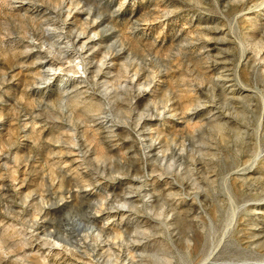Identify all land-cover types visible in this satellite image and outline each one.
Masks as SVG:
<instances>
[{"label":"rangeland","instance_id":"374dc122","mask_svg":"<svg viewBox=\"0 0 264 264\" xmlns=\"http://www.w3.org/2000/svg\"><path fill=\"white\" fill-rule=\"evenodd\" d=\"M0 264H264V0H0Z\"/></svg>","mask_w":264,"mask_h":264},{"label":"bare ground","instance_id":"6f19581e","mask_svg":"<svg viewBox=\"0 0 264 264\" xmlns=\"http://www.w3.org/2000/svg\"><path fill=\"white\" fill-rule=\"evenodd\" d=\"M89 46V45H88ZM233 76V75H232ZM224 77V76H223ZM226 78V77H225ZM224 81H226V82H230V79L229 78H226V79H224ZM223 82V81H222ZM233 82V81H232ZM231 82V83H232ZM225 84V83H224ZM228 85V84H227ZM228 89V88H227ZM231 89V88H230ZM236 91V90H235ZM234 92V91H233ZM231 96V95H230ZM121 213V212H120Z\"/></svg>","mask_w":264,"mask_h":264}]
</instances>
